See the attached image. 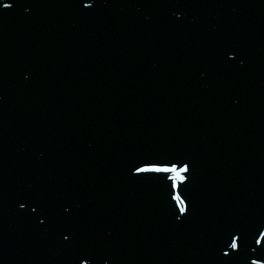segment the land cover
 <instances>
[{
	"label": "water",
	"instance_id": "1",
	"mask_svg": "<svg viewBox=\"0 0 264 264\" xmlns=\"http://www.w3.org/2000/svg\"><path fill=\"white\" fill-rule=\"evenodd\" d=\"M0 264H264V0H0Z\"/></svg>",
	"mask_w": 264,
	"mask_h": 264
}]
</instances>
